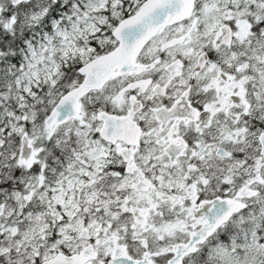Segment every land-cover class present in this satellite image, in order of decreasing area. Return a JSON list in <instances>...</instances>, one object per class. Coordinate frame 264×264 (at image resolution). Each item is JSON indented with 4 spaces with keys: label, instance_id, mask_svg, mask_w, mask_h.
<instances>
[{
    "label": "snow or ice",
    "instance_id": "obj_1",
    "mask_svg": "<svg viewBox=\"0 0 264 264\" xmlns=\"http://www.w3.org/2000/svg\"><path fill=\"white\" fill-rule=\"evenodd\" d=\"M0 264H264V0H0Z\"/></svg>",
    "mask_w": 264,
    "mask_h": 264
}]
</instances>
